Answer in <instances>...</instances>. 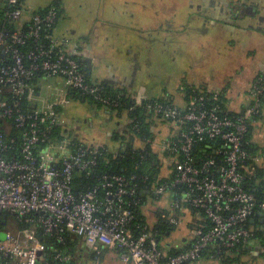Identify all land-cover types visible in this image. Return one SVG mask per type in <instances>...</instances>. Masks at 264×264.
I'll use <instances>...</instances> for the list:
<instances>
[{"label":"built area","instance_id":"obj_1","mask_svg":"<svg viewBox=\"0 0 264 264\" xmlns=\"http://www.w3.org/2000/svg\"><path fill=\"white\" fill-rule=\"evenodd\" d=\"M0 8V214L30 216L26 222L59 241L66 232L95 249L120 251L118 257L129 264H183L197 260L209 246L227 249L250 240L246 222L264 212V201L245 189V177L261 167L264 154H250L245 138L263 110L264 77L254 81L252 103L237 115L222 109L219 90H205L182 104L134 98L130 112L141 106L171 125L170 136L146 140L161 159L162 181L153 186L157 207L164 209H158L160 219L180 226L184 215L197 209L211 223L209 228L190 230L184 247L167 254L172 243L159 242L149 223L139 225L130 209L139 202L124 198L136 194L135 176L101 175V185L77 193L76 173L90 175L102 149L89 145L71 151L67 141L56 143L50 137L55 127L64 125L63 111L57 109L71 102L70 89L103 105H120L103 95V86L86 79L80 61L84 49L52 32L41 36L42 29L56 22V7L25 15L19 0H1ZM5 22L14 28L8 29ZM35 72L44 73L39 86L45 79L58 80L49 99L36 90ZM167 192L170 203L165 206L161 199ZM16 233L0 231V264H40L37 257L44 246L35 230Z\"/></svg>","mask_w":264,"mask_h":264},{"label":"crops","instance_id":"obj_2","mask_svg":"<svg viewBox=\"0 0 264 264\" xmlns=\"http://www.w3.org/2000/svg\"><path fill=\"white\" fill-rule=\"evenodd\" d=\"M37 1L23 0V12L31 15L55 5L60 16L52 34L67 37L85 50L80 61L89 81L117 88L133 99L146 97L182 104L188 89L222 90L227 109L242 112L250 105L256 75L264 74V0H229V21L227 15H215L211 7L198 9L202 0ZM241 6L251 13L236 18L237 7ZM238 49L243 50L241 61L236 56ZM215 54L217 58H213ZM222 58V62L214 61ZM228 70L229 75L219 77ZM57 82L45 79L40 87L52 86L54 92ZM238 83L237 92L233 87H239ZM93 111L103 113L104 124L112 127L106 133L110 140L129 123L128 118L119 119L104 107H89L87 115ZM263 123L264 105L251 136L257 151L264 154ZM154 132V139L159 141L170 136L172 130ZM110 143L89 145L117 148L116 142ZM189 217L185 214L182 223Z\"/></svg>","mask_w":264,"mask_h":264},{"label":"trees","instance_id":"obj_3","mask_svg":"<svg viewBox=\"0 0 264 264\" xmlns=\"http://www.w3.org/2000/svg\"><path fill=\"white\" fill-rule=\"evenodd\" d=\"M22 3L23 0H19L20 7ZM2 11L3 9L0 8V15ZM37 12H41V10ZM59 16L60 13L57 10V19ZM53 26L42 29L40 31L41 36L44 38L49 33H51ZM5 27L8 29H13L14 25L12 22H5ZM43 42L46 43V41ZM28 45H31L30 42H28ZM43 75L44 73L42 72L34 73L33 84L36 86V90L38 91L40 87L38 85V81ZM262 77H264V74ZM86 79L89 81L87 77ZM100 85L103 86V95L105 97L109 98L110 101L120 102V105L117 108H114L109 104L103 105L92 97L82 95L79 91L74 89H70L67 94L71 102L86 103L94 108L104 107L110 111V113L114 115L116 114L119 119L126 117L128 118L129 122L130 119L134 117L135 120L127 124V131H123L119 134H113L112 138L118 144L116 149H110L107 146H100L102 149V154L96 156V165L92 167L90 175L86 176L82 172L76 173L74 190L77 193L84 192L88 189H92L97 184L101 185L98 179L101 175H123L127 178L135 176L133 183L137 185L136 194L131 197L125 196L124 198L128 203L130 202L131 204L135 201L139 202L137 205H131L130 209L135 214L136 222L143 226L148 224L147 217L145 215V207L148 203L157 204L159 201V197L153 192V186L162 181L159 175V168L161 164V159L158 157L159 154L153 153L151 151V145L146 143L147 139L150 141L155 140L153 131L151 130L154 121L157 119L154 116L147 114L141 106H136L130 112L129 108L134 105V99L131 96L127 95L124 91H120L119 89L108 86L107 84L102 83ZM200 92H205V90L198 91L192 88L188 89L186 92L185 101H187L191 96L199 94ZM220 93L221 107L222 109L226 110L227 99L224 98V91L220 90ZM261 99L264 102V96ZM168 102L175 103L171 100H168ZM251 103L252 101L250 99V105ZM64 109L65 108L59 107L57 110L62 112ZM242 112H233L229 110L230 115H237ZM260 116L261 114L255 117L254 122L256 118ZM157 121L168 123L159 119ZM253 123H251L249 126V130L245 138L247 141L245 147L248 152H250V154H253L257 151V146L254 144L251 138ZM134 125H137L138 128L136 129ZM50 137L56 143H60L63 140L67 141V147L71 151H76L79 146L89 147V145L82 143L70 133L65 121L63 126L59 125L55 127ZM44 147L45 145L41 146V148ZM244 187L245 189L253 192L258 201L263 202L264 168L255 166L253 173L251 175L247 174L245 177ZM158 209L161 211L164 210L157 208L155 213V222L157 223L151 225V231L156 234V238L159 242H166V240L170 241L172 243V247L167 251V254H175L184 247V243L181 241V239L175 241L174 239L170 240L172 235L177 232L179 226H169L163 220H161V211ZM29 217L30 216L16 217L15 215L2 213L0 214V231L4 232L6 230H11L12 232L16 233L18 231L34 229L37 237L41 240L44 246L39 260L40 264H78V262L86 263L90 259H94L97 254H99L97 257L98 259L110 251L112 253L114 252L116 256H118L120 253V251L111 250L108 248L99 249V247H97V249H95L93 246L87 245L81 237L66 232L62 234L63 241H59L54 235H48L44 233L43 229L39 225H31L30 223L26 222V219ZM188 217L189 221H187V227L189 231L198 228L206 229L211 226L210 221L206 218L203 211L190 209ZM246 225L251 229L252 233V236L248 242L239 243L227 249L222 248L217 244L209 246L201 253L197 260L185 262L183 264H193L199 259H215L218 260L220 264H256V261L259 258V254L257 255L258 250L263 252L261 254L264 257V212L262 214L256 213L246 222ZM58 255L60 257H58ZM64 257L67 259H63ZM7 264H10V262Z\"/></svg>","mask_w":264,"mask_h":264},{"label":"rangeland","instance_id":"obj_4","mask_svg":"<svg viewBox=\"0 0 264 264\" xmlns=\"http://www.w3.org/2000/svg\"><path fill=\"white\" fill-rule=\"evenodd\" d=\"M27 1V0H26ZM36 1V0H35ZM45 3V2H49V0H38L37 3ZM215 46H217L216 44H214ZM214 45H212V47H214ZM229 47V45H228ZM242 49L239 50L237 52V57H239V60L241 61L242 59ZM213 58H217L216 54L213 56ZM210 61V60H209ZM214 61L216 62H222L224 61V59L222 58L221 60L215 59ZM227 74L229 75V70L222 74H219V77L223 78V76H227ZM236 78V76H235ZM238 86H234L233 89L234 91H239L240 89V85L238 83ZM52 86H48L45 85L43 86V89L41 88V94L42 97H45L47 99H49V97L51 96V93H53V91H51ZM225 94H224V98H225ZM41 100V98L39 99ZM89 111V106L86 103H79V102H72L71 104L67 105L65 107V109L63 110V116L66 122V125L68 127V130L71 132V134L76 137L77 139H79L82 143H85L87 145L89 144H93V143H105V144H115L116 141L113 142V140H110V138H108V136L106 135V133L111 130V126H107L106 124H104V114L99 112V114H97L95 111V113L93 115H87ZM264 124V123H263ZM262 124V125H263ZM158 127H160L161 133H165L166 130L171 129V125L169 123H163V122H155L152 126V130L151 131H160L158 130ZM264 127V125H263ZM153 131V134H155V132ZM264 132V129H263ZM160 132H158L159 134ZM160 133V134H161ZM161 203L165 206H168L170 203V192L165 193L164 197L161 199ZM157 204L155 203H148L147 206L145 207V215L147 217V222L152 225L155 221V213L157 211ZM183 226H180V230L175 232L171 239L175 240H180L183 239L184 237L189 236V229L187 227V222H184L183 224H181ZM16 235L18 233H15ZM18 238H22V235H18ZM25 237H23L24 239ZM254 252V251H253ZM263 252H260V250H258V259L256 261V264H264V257L262 256ZM99 256V254L96 255V257L94 259H90L88 262H78V264H126L125 262L121 261V259L115 255V253L113 252H108L106 253L104 256L99 257L97 259V257ZM40 258L37 260L39 262ZM197 264H220L218 262V260L215 259H199L198 261H196Z\"/></svg>","mask_w":264,"mask_h":264},{"label":"flooded vegetation","instance_id":"obj_5","mask_svg":"<svg viewBox=\"0 0 264 264\" xmlns=\"http://www.w3.org/2000/svg\"><path fill=\"white\" fill-rule=\"evenodd\" d=\"M210 7L215 10V13H216L215 15H217V14L222 15V16L227 15L228 21H229V0H219L218 2H216V0H202L201 4H197V8L200 10H206ZM237 8H238V10L235 12L236 18L241 17L246 13H249V12L251 13L250 9H248L247 7L241 6V7H237ZM262 75L263 74L258 73L256 75V79ZM88 106L91 107L90 105H88ZM93 114H94V111H93ZM93 114L91 113L90 115H93ZM123 131H127V127L123 128L120 132H118V131L117 132L122 133Z\"/></svg>","mask_w":264,"mask_h":264},{"label":"water","instance_id":"obj_6","mask_svg":"<svg viewBox=\"0 0 264 264\" xmlns=\"http://www.w3.org/2000/svg\"><path fill=\"white\" fill-rule=\"evenodd\" d=\"M4 237V235H3ZM41 257V252L38 253V257H37V260ZM38 262V261H37Z\"/></svg>","mask_w":264,"mask_h":264}]
</instances>
